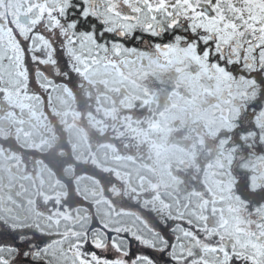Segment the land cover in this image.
I'll use <instances>...</instances> for the list:
<instances>
[{"label":"snow or ice","instance_id":"6c2138e0","mask_svg":"<svg viewBox=\"0 0 264 264\" xmlns=\"http://www.w3.org/2000/svg\"><path fill=\"white\" fill-rule=\"evenodd\" d=\"M0 121V264H264V0H0Z\"/></svg>","mask_w":264,"mask_h":264},{"label":"flooded vegetation","instance_id":"af4514ba","mask_svg":"<svg viewBox=\"0 0 264 264\" xmlns=\"http://www.w3.org/2000/svg\"><path fill=\"white\" fill-rule=\"evenodd\" d=\"M79 121H77L78 123ZM69 123H72L71 117H69ZM91 123V122H89ZM7 127V124L3 121H0V130H3ZM68 133V139L70 140L71 144L74 146L76 150V155L79 158H87V155L92 154L91 149L89 148L86 134L84 131H82L80 128L77 127H69L67 129ZM92 148H95V156L99 160L101 164L108 163L110 166H116L117 162L111 161V153L108 152L106 149L103 148H96V145L93 144ZM107 157V159H106ZM122 165L121 171H133V174H135V170L130 169V166L127 165L126 162H118Z\"/></svg>","mask_w":264,"mask_h":264},{"label":"rangeland","instance_id":"374dc122","mask_svg":"<svg viewBox=\"0 0 264 264\" xmlns=\"http://www.w3.org/2000/svg\"><path fill=\"white\" fill-rule=\"evenodd\" d=\"M133 170H135V169H133Z\"/></svg>","mask_w":264,"mask_h":264}]
</instances>
